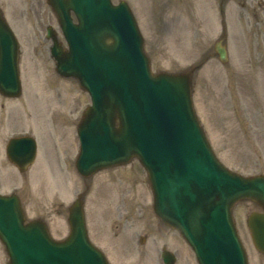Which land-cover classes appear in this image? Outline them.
<instances>
[{
    "label": "rangeland",
    "instance_id": "1",
    "mask_svg": "<svg viewBox=\"0 0 264 264\" xmlns=\"http://www.w3.org/2000/svg\"><path fill=\"white\" fill-rule=\"evenodd\" d=\"M124 1L137 20L152 71L192 70L194 108L221 162L243 176L264 174V0ZM0 8L21 42L23 94L9 104L34 110L26 118L11 116L14 127L6 135L0 134L2 146L21 131L37 145L34 167L26 175L6 165L0 155V193H17L27 219L43 217L55 240L67 236L68 208L80 195L95 246H105L107 233L116 232L118 249H137L135 237L146 233V249H159L167 243V248H177L176 264H196L189 248L182 241L175 242L174 234L164 228L156 232L149 182L136 159L87 179L75 170L76 125L90 101L75 79L56 75L54 62L46 53L49 42L43 40V34L48 25L65 47L46 1L0 0ZM221 37L228 54L224 64L214 52ZM253 211H259L255 204L238 203L235 223L249 264H264L246 226ZM138 260V252L131 253L121 264H139ZM0 264H7L1 243Z\"/></svg>",
    "mask_w": 264,
    "mask_h": 264
},
{
    "label": "water",
    "instance_id": "2",
    "mask_svg": "<svg viewBox=\"0 0 264 264\" xmlns=\"http://www.w3.org/2000/svg\"><path fill=\"white\" fill-rule=\"evenodd\" d=\"M48 3L69 46L66 52L57 44L51 49L57 71L76 77L92 101L77 129L78 172L88 177L137 156L148 172L155 213L188 242L198 264H246L230 208L250 199L264 209V176L243 178L216 160L192 110L189 77L150 74L124 2ZM215 49L224 62V48ZM16 62V42L0 18V90L8 96L19 94ZM33 146L27 139L12 140L7 155L23 170L33 160ZM68 223L69 238L55 243L42 225H23L16 197L0 196V240L9 264H106L87 240L79 200L69 209ZM248 228L264 252V215L253 213Z\"/></svg>",
    "mask_w": 264,
    "mask_h": 264
},
{
    "label": "flooded vegetation",
    "instance_id": "3",
    "mask_svg": "<svg viewBox=\"0 0 264 264\" xmlns=\"http://www.w3.org/2000/svg\"><path fill=\"white\" fill-rule=\"evenodd\" d=\"M8 113V108H6L5 107V104L4 103H0V114H1V121H0V124H1V126L3 125V123H4V121H6V118H5V115ZM7 116H8V114H7ZM142 241H144V239H142ZM125 250H129V249H125ZM133 250V249H132ZM140 251V253H139V255L141 256V258L142 259H145L146 258V256H147V251H148V249H139ZM152 250H155V249H152ZM161 250V249H160ZM150 259H152V257H150ZM153 262V261H152ZM151 262V263H152ZM158 264H160L159 263V261L157 262Z\"/></svg>",
    "mask_w": 264,
    "mask_h": 264
}]
</instances>
